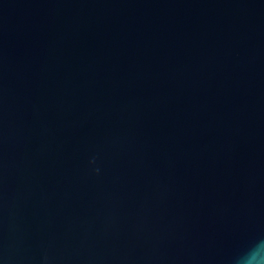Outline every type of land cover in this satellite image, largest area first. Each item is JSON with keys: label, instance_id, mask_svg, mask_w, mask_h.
<instances>
[{"label": "water", "instance_id": "obj_1", "mask_svg": "<svg viewBox=\"0 0 264 264\" xmlns=\"http://www.w3.org/2000/svg\"><path fill=\"white\" fill-rule=\"evenodd\" d=\"M264 238V0H0V264H236Z\"/></svg>", "mask_w": 264, "mask_h": 264}, {"label": "clouds", "instance_id": "obj_2", "mask_svg": "<svg viewBox=\"0 0 264 264\" xmlns=\"http://www.w3.org/2000/svg\"><path fill=\"white\" fill-rule=\"evenodd\" d=\"M236 264H264V238L257 239L239 254Z\"/></svg>", "mask_w": 264, "mask_h": 264}]
</instances>
